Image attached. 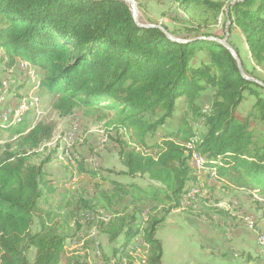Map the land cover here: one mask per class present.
Instances as JSON below:
<instances>
[{"label": "trees", "instance_id": "16d2710c", "mask_svg": "<svg viewBox=\"0 0 264 264\" xmlns=\"http://www.w3.org/2000/svg\"><path fill=\"white\" fill-rule=\"evenodd\" d=\"M176 3L190 24L181 42L169 37L174 33L167 25H161L167 33L140 26L124 0H0L3 62L11 66L20 58L40 67L39 87L56 97L53 106L62 115L77 105L109 109L122 168L107 171L130 178L104 180L98 168L81 167L97 178L93 194L84 188L69 193L65 205L51 210L56 188L45 166L55 156L36 162L31 152L52 138L55 125L39 122L26 131L25 119L0 124V132L14 138L7 148L0 145V264H60L71 220L80 226L81 211H88L84 218L97 223L110 244L121 241L113 251L117 264H133L122 255L139 235L147 248L145 263L164 264L157 231L199 184L193 150L203 156V170L214 171L206 178L212 176L215 186L264 194V85L243 75L212 32L225 14L245 37L254 63L264 68V0ZM205 92L211 99L203 105ZM249 95L254 100L242 115L239 108ZM183 101L177 129L154 140ZM143 213L149 214L146 226Z\"/></svg>", "mask_w": 264, "mask_h": 264}, {"label": "rangeland", "instance_id": "374dc122", "mask_svg": "<svg viewBox=\"0 0 264 264\" xmlns=\"http://www.w3.org/2000/svg\"><path fill=\"white\" fill-rule=\"evenodd\" d=\"M134 1L138 8L137 17L140 23L167 25L170 31L174 33L171 36H176L179 39H183L188 34L187 29L190 24L186 16L178 8L176 0H161L160 2L156 0ZM138 3L141 4L140 9ZM212 32L217 38L228 42L239 50L250 74H247V76L256 75L259 79L264 80V68L254 63L245 37L239 29L230 26L225 14L221 15L219 23L212 29ZM4 59L5 56L0 54V82L2 84L0 86V124L7 126L10 119L12 120L11 122L25 119L26 131L39 122L53 123L55 125L52 138L44 142L35 153L31 152V157L36 162L50 156V154L55 156L45 166L47 180L56 188V192L51 194V210L55 208L57 211L59 204L65 205L64 196L69 193L70 197L73 192L76 193L84 188L88 195L91 196L93 194L92 186L97 178L92 180L93 178L88 173L81 171V167L86 169L98 168L104 180L110 176L125 182L130 180L128 177L107 171H119L122 168L118 155V145L115 140L114 125L109 123L112 115L109 109L92 111L86 106L77 105L73 113L62 115L53 106L56 97L39 87L40 77L43 73L40 67H36L20 58L9 66L6 63L7 61L3 62ZM210 99L211 92H205L202 104H206ZM253 100L254 98L249 95L240 106L239 113L245 115L250 109ZM185 107L184 101L181 102L174 119L165 125L162 133H157L154 140L161 142L164 136L162 134L168 135L177 129L185 112ZM72 135H76L78 138L74 144L70 143V141H74ZM13 140L14 138L10 137L8 131L0 132V145L3 149L7 148V145L11 144ZM176 140L178 141V139ZM206 174L204 173L200 176L199 184L195 186L194 197H192L190 205L186 208H179V210L197 217H199V214V218L206 222H212L209 219L211 216L215 220L212 223L217 225V228L223 227L226 233L232 232L236 226L235 224L240 221L257 234L258 243L259 234L261 232L264 234V194H260L259 190L241 192L232 188L225 189L217 184L215 186L216 181L212 176L207 179ZM138 180L142 183L148 182L144 177H140ZM145 210L148 211V209ZM150 211L151 215L156 212V210ZM85 212L88 211L79 213L80 226L75 223L76 219L72 218L71 220L72 232L66 242L60 264H107L106 255L111 259L109 264H117L119 256L118 254L115 256L113 251L120 245L121 241L110 244L97 223L86 221L84 218ZM225 212H227V215H225ZM144 213L140 219L141 226H146L144 222L149 217V214L146 215ZM95 217L97 218L98 216ZM104 218H108L107 215ZM174 218L172 216L165 225L160 226L158 231L159 237L161 236L165 241L166 264H171L173 261L176 262L177 255L175 254L181 251L183 253V263L187 264L190 261L189 259L197 257L201 262L200 264H205L206 257H202L205 256L203 253L202 255L199 254L201 247L197 246L196 242L192 243L193 247L197 246L193 250V247L186 243L187 241H180V239L174 237L175 233L172 227ZM250 225L253 226L250 227ZM226 236L228 238V235ZM228 241L231 240L228 239ZM179 242L183 243L180 248L178 245L174 246L175 243ZM258 247V251L253 254H255L258 264H264V248H261L259 243ZM243 250L249 249L238 251L234 249L236 255H232L234 257L230 259L234 261ZM195 251L198 253L196 254ZM34 254L35 250L32 249L30 253L31 259ZM127 254L131 257L128 258ZM242 254L244 255L245 253L243 252ZM146 256L147 248L142 244L141 235L131 243L128 251L122 255L124 262L132 260L133 264H146ZM227 262L229 261L227 260ZM233 264L237 263L233 262Z\"/></svg>", "mask_w": 264, "mask_h": 264}, {"label": "crops", "instance_id": "0c3cea01", "mask_svg": "<svg viewBox=\"0 0 264 264\" xmlns=\"http://www.w3.org/2000/svg\"><path fill=\"white\" fill-rule=\"evenodd\" d=\"M172 216L175 217L173 219L172 226L175 233L174 237L180 239V241H187L186 243H188V245L192 247V243L196 242V245L201 247L200 249L202 252L200 251L199 254L202 255L203 253L205 256L202 257H206L205 264H233V262H236L237 264H258V261L255 259L256 256L255 254H253L259 249L257 243V234H255L253 230L245 226L244 223L239 221L235 224L236 226L233 228L232 232L226 233L223 227L217 228V225H214V223L210 221H203L195 215L176 209L168 215L161 226L165 225ZM252 226L250 225V227ZM226 235H228V238ZM159 238L163 242V263L166 264L165 241L163 238H161V236ZM228 239L231 241H228ZM182 244L183 243L179 242L175 243L174 246L178 245L180 248ZM196 245L193 247V250L197 247ZM234 249L237 251L241 249L249 250H243L235 259L237 261H232L230 258L234 257H232V255H236V253H234ZM181 252H177L175 254L177 255L176 262L173 261L171 264H185L183 263V253ZM243 252L245 253L244 255L242 254ZM197 253L198 252H196V254ZM189 260L190 261H188L187 264L201 263L197 257ZM227 260L229 262H227Z\"/></svg>", "mask_w": 264, "mask_h": 264}, {"label": "built area", "instance_id": "2783aa9c", "mask_svg": "<svg viewBox=\"0 0 264 264\" xmlns=\"http://www.w3.org/2000/svg\"><path fill=\"white\" fill-rule=\"evenodd\" d=\"M26 110H28V109H26ZM209 111V106H206L204 109H203V112H208ZM13 119H17V118H13ZM11 120V119H10ZM72 137L74 138V141L72 142V141H70V143H72V144H74L75 143V141H77L78 140V138L76 137V135L75 136H73L72 135ZM71 137V138H72ZM71 145V144H70ZM69 145V146H70ZM189 148H191V149H193V147L192 146H190L189 145ZM203 162H204V159H203V156H201V155H199L197 152H195L194 150H193V155H192V159H191V164H192V166L194 167V169L196 170V172H197V174H198V176H199V178H200V176H202V174H204V173H214V171L212 170V171H208V170H203ZM195 186L194 187H192L186 194H185V196H184V198H183V202H182V206H181V208H186V207H188L189 205H190V203H191V201H192V197H194V191H195ZM247 221V220H246ZM259 245H264V244H259Z\"/></svg>", "mask_w": 264, "mask_h": 264}, {"label": "water", "instance_id": "95a60500", "mask_svg": "<svg viewBox=\"0 0 264 264\" xmlns=\"http://www.w3.org/2000/svg\"><path fill=\"white\" fill-rule=\"evenodd\" d=\"M125 2H127L131 7H132V10H133V14H134V17H135V20L137 21V23L140 25V26H143V27H154V26H157V27H160L161 29H163L166 33L167 31L164 29L163 26L161 25H155V24H142L138 21V17H137V13H138V8H137V5H136V2L134 0H124ZM169 37L174 40V41H177V42H181L183 40L179 39V38H176L174 36H171L169 35ZM215 40H217L218 42H220L221 44H223L230 52L231 54L236 58V60L238 61V64H239V67L241 69V72L243 73V75L247 78V79H250V80H253V81H256V82H259L260 84H263V82H261L260 80L258 79H255L253 77H249L247 75H245L243 69H242V62H241V59L237 53V51L235 50V48L229 44L228 42L222 40V39H219V38H214Z\"/></svg>", "mask_w": 264, "mask_h": 264}, {"label": "bare ground", "instance_id": "6f19581e", "mask_svg": "<svg viewBox=\"0 0 264 264\" xmlns=\"http://www.w3.org/2000/svg\"><path fill=\"white\" fill-rule=\"evenodd\" d=\"M258 243L259 244H264V234H261L259 237H258ZM262 248H264V245H260Z\"/></svg>", "mask_w": 264, "mask_h": 264}]
</instances>
